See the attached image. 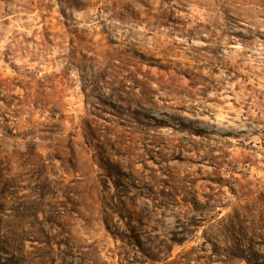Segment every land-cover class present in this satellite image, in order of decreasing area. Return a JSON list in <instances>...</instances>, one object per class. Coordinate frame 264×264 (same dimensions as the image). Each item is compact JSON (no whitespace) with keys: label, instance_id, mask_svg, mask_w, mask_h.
Masks as SVG:
<instances>
[{"label":"rangeland","instance_id":"1","mask_svg":"<svg viewBox=\"0 0 264 264\" xmlns=\"http://www.w3.org/2000/svg\"><path fill=\"white\" fill-rule=\"evenodd\" d=\"M0 264H264V0H0Z\"/></svg>","mask_w":264,"mask_h":264},{"label":"bare ground","instance_id":"2","mask_svg":"<svg viewBox=\"0 0 264 264\" xmlns=\"http://www.w3.org/2000/svg\"><path fill=\"white\" fill-rule=\"evenodd\" d=\"M25 205V204H24ZM44 217V216H43Z\"/></svg>","mask_w":264,"mask_h":264}]
</instances>
